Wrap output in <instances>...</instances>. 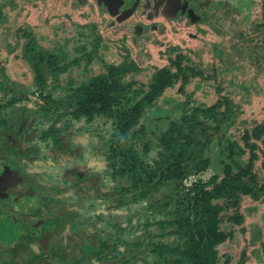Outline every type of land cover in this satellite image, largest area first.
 <instances>
[{
    "label": "rangeland",
    "instance_id": "obj_1",
    "mask_svg": "<svg viewBox=\"0 0 264 264\" xmlns=\"http://www.w3.org/2000/svg\"><path fill=\"white\" fill-rule=\"evenodd\" d=\"M212 1L204 7L203 0H199L198 5L206 8L200 11L201 15L206 17V21L196 26L194 24L200 17L199 13L192 14L190 10L193 0H186L180 6V13L181 9L187 8V11H182L181 22L175 20L174 22L162 15L148 20L150 17L146 14L144 6L134 17L135 22L141 20L143 23L136 29L140 39L135 44L127 42L133 53L131 58L137 60L141 67L150 66L149 71L153 69L152 66L162 67L167 63L166 54L172 47L181 48L182 52L191 58L193 65L198 64V69L201 65V70L206 76L217 73L215 78L212 77L206 82L204 80L202 82L199 78L200 83H196L199 82V79H196L190 84L189 90L196 84L197 104L213 105L219 98L217 89L221 86L222 94H227L240 105L238 113L233 117L234 123L231 124L230 121L224 123L210 143L211 151L208 150L206 156H210L212 164L207 173L202 174L204 178H209L214 172H222L223 161L230 162L227 155L223 153L227 151V142L219 143L222 134L226 133L227 138L243 145L244 131L264 123V45L262 44L264 36L256 25L261 21L262 1ZM169 2L174 3L173 0ZM74 3L75 0H0V127L3 129L9 127V124L4 125L2 120L13 122V129L11 132L8 131L10 132L8 135L14 139V142H16L15 139L22 141L21 136L24 135L25 130L28 131L25 135L35 137L32 147L43 146L45 142L41 140L43 134H48V138L46 136L44 138L53 144L49 138L51 131L54 130L57 134L63 131L61 136L66 140L64 151H75L78 161L84 160L80 163L71 161L70 168L76 167L73 172H70L68 166V173L63 167L57 166L56 173L70 181L67 182L70 186L69 193L64 198H70L72 202L73 198H79L77 204L81 205L85 202L86 206H91L89 211H92V215L87 225L86 218H89V215L84 216L79 209L76 211L86 219L83 224L77 221L78 216L66 214L64 217L67 223L65 239L60 238L64 232L63 226L61 228L63 230L58 235L54 234L52 226H48V233L44 237L42 236L44 232L40 236L29 237L26 226L41 224V219L52 217V215L44 205L34 214L32 211L25 213L23 210L28 204L38 205L39 200L36 194L48 195L49 193L32 191L31 194L18 200L17 195L13 194L17 191L16 187H13L14 184L10 185V191L6 193L11 196L0 199V235L3 232L11 239L18 230L19 243L13 249L11 246L0 248V264L5 253L11 250L13 261H19L20 264L32 259L33 255L40 254H43L44 258L38 264L50 261L63 264H164V259L152 250V246L162 241L179 240L172 235L175 231L174 227L166 225L165 231H162L161 222H159L167 217L163 213V204L166 201L165 197L174 193V185L161 186L152 199L146 198L137 202H131L132 199H130L135 192H128L124 197V201H127L126 205L118 206L119 190L124 184L127 187L130 186V182L125 177L121 178L120 175L115 176L118 180L111 176L113 171L108 165L107 158L110 148L109 140L118 135L113 129L112 120L100 117L89 123L85 118L79 119L80 121L73 118L72 113L79 108L78 104L82 96L79 86L89 78V69L86 65L88 56L85 54L93 48L91 40L94 35L88 32L86 35L88 38L81 36L87 31L82 27H88L82 25L99 21L100 33L104 36L110 38L113 32L122 34L120 29L110 26L105 17L100 19L102 15L95 9L88 6L78 10L70 9ZM70 10L73 13H70ZM162 18L163 23L156 25V22ZM129 33L133 35L131 29ZM29 40H34L35 45L41 46L36 48L40 53L41 50L43 51L41 55L44 54V58L41 55L35 56V51L26 50ZM83 45L85 50L81 49ZM227 53L233 54L231 56L233 60L229 61L227 57L222 56ZM112 55L113 53H108L105 56L107 62L121 63L123 61L124 56L121 54L120 56ZM174 55L173 51V58ZM48 56L53 58L49 60L50 65L51 61H55V65L63 66L62 73L55 74L49 69ZM34 57L44 59L39 67L37 63L35 64ZM38 69H41L40 71L46 77L42 87L37 81L40 71L35 70ZM91 70L93 74H100L106 70L105 64L94 59L91 62ZM52 74L57 75V79ZM144 80L146 83L149 77ZM178 85L168 89L159 99V108L154 106L142 117V121L148 125L147 129L150 132L149 135L147 133L148 137L155 138L151 132L155 130L154 127L158 129L156 133L166 128V123L156 118L161 115H170L174 118L177 115L174 106L167 105L166 102L185 99V96L177 92ZM14 96H26V98L10 104L9 99H13ZM68 120H71V123L66 127ZM19 131L21 132L18 133ZM148 137L141 133L137 139L129 143V146L133 145L135 151L141 153L139 150L143 151L142 140ZM37 142L38 145H36ZM3 146L5 149L3 148L0 152V172L5 165L7 166V164L3 165V162L7 163L12 157L9 152L10 142L5 141ZM59 146L57 144V147ZM159 150L158 145L154 143L148 154L140 155L153 164L159 159ZM238 151L236 149V152ZM31 152L38 155L37 149H32ZM73 158L76 159L75 156ZM236 158L238 161L246 162L249 154L237 155ZM48 159H50L49 156ZM61 162L64 163V160ZM80 164L88 171L92 169L95 171L91 172L94 179L85 180L81 177L80 181L77 180L81 185L78 188L73 186L77 185L74 179L78 177ZM260 166L261 160L257 161L256 170L261 177H264V170ZM55 168V165L48 167L49 170H55ZM12 169H15L14 166ZM42 178L39 177V179ZM120 179L123 183L117 182L121 181ZM187 184H191V180H188ZM246 198V202L241 206L244 221L235 225L234 241L223 244L220 251L222 254H231L236 262L243 248L249 244V252L253 255V263L250 264H264V199L254 201L249 197ZM152 203L154 206H151ZM16 204L23 213L18 212L19 216L14 213L13 206L16 207ZM56 206L60 204L57 203ZM107 206L110 207L107 208ZM59 211L58 207L52 210L57 212V217H61L62 213ZM20 220L24 226L21 225ZM48 223L51 224L50 221ZM148 223L150 225L147 226ZM223 226L229 229L233 223L227 221ZM242 227L246 230L242 231ZM81 228L84 233L80 230ZM87 228L91 229L92 233L87 232ZM260 228L261 241L258 245L252 246L250 244L252 236ZM164 232L169 234L166 235ZM57 240L60 241L59 247H57ZM106 241L108 249L103 247Z\"/></svg>",
    "mask_w": 264,
    "mask_h": 264
},
{
    "label": "trees",
    "instance_id": "obj_2",
    "mask_svg": "<svg viewBox=\"0 0 264 264\" xmlns=\"http://www.w3.org/2000/svg\"><path fill=\"white\" fill-rule=\"evenodd\" d=\"M185 1L173 0L174 3H171L169 0H75L70 9L78 10L83 6L95 9L102 15L100 19L105 17L107 23L117 30L120 29L122 34L113 32L110 38L104 36L100 33L99 21L82 25L88 27H82L87 31L81 36L88 38L86 36L88 32L94 35L91 40L93 48L85 54L88 56L86 65L89 69V78L79 86L82 96L78 104L79 108L72 115L77 120L85 118L89 123L100 117L112 120L113 129L118 135L109 140L110 148L107 158L108 165L113 171L111 176L118 180L115 176L120 175L121 178L125 177L130 182V186L127 187L124 184L119 190L118 206L126 205L127 201H124V197L128 192H135L130 199H132L131 202H137L146 198L152 199L161 186L174 185V193L166 196L163 204V213L167 217L159 222H161L162 231L166 225L174 227L175 231L172 235L179 240L162 241L152 246V250L164 259V264H250L253 263V255L249 252V244L243 248L236 262L231 254H222L220 247L234 241L235 225L244 221L241 206L246 202V197L254 201L264 199V177H261L256 170L259 160H261L260 167L264 170V123L244 131L243 145L227 138L226 133L222 134L219 143L227 142V151L223 153L227 155L230 162L223 161L222 172H214L209 178H204L202 174L207 173L212 164L210 156H206V152L210 150V143L224 123L229 121L231 124L234 123L233 117L238 113L240 105L227 94H222L221 86L217 89L219 98L213 105L197 104L196 84L189 90L190 84L199 78L202 82L203 80L206 82L212 77L215 78L217 73L206 76L201 70V65L200 69L198 64L193 65L191 58L184 54L181 48L172 47L166 54L167 63L162 67L152 66L153 69L149 71L150 66L141 67L137 60L131 58L133 53L127 43L135 44L140 39L136 29L143 23L141 20L135 22L134 17L142 7L146 8V14L150 17L148 20L162 15L172 21L181 22L182 11H187V8L181 9V13L179 9ZM261 1V21L256 25L264 36V0ZM198 2L199 0H193L190 7L192 14L199 13L200 17L194 26L206 21V17L204 18L200 12L201 9L206 8L200 7ZM203 2L205 7L213 1L203 0ZM72 10L70 13H73ZM163 18L156 22V25L162 24ZM130 29L133 35L129 33ZM262 44L264 45V37ZM36 46L41 47L35 45L34 40H29L26 50L35 51V56H40L43 51L41 50L40 53ZM81 49L85 50L84 45ZM108 53H113L112 56L121 54L124 56L123 61L121 63L107 62L105 56ZM232 55L222 54L229 61L233 60ZM41 56L44 58V54ZM47 58L48 67L52 72L60 74L64 71L63 66L55 65V61H51V66L49 60L53 58L49 56ZM94 59L105 64L104 72L93 74L91 62ZM33 60L39 67L44 59L34 57ZM55 74L52 76L56 78ZM148 77L149 80L144 83L146 81L144 78ZM45 80V74L40 71L37 81L40 82L41 87ZM201 81L199 79L196 83ZM176 84H179L177 92L185 96V99L177 102L171 100L166 103L174 106L177 115L174 118L170 115H161L156 118L166 123V128L156 133L158 129L154 127L155 130L151 132L155 138L148 137L150 133L147 129L148 125L142 121V117L154 106L159 108V99ZM23 97L19 96V99H24ZM19 99L13 98L14 101ZM2 122L6 125V121L2 120ZM70 123L71 120H68L66 127ZM141 133L146 134L148 138L142 140L143 151L139 150L141 153H138L133 145L129 146V143L137 139ZM61 134L51 131L50 136L54 144L62 143ZM45 136L48 138L49 135L45 134ZM154 143L160 149L159 159L150 164L140 154H148ZM236 149L239 151L236 152ZM246 153L249 154L248 161L237 160V155ZM188 180H191V184H187ZM117 182L123 183L122 180ZM151 206L154 204L152 203ZM227 221L233 223L229 229L223 226ZM245 230L242 227V231ZM17 231L11 239L1 232L0 240L4 244H10L13 249L14 241L19 237ZM260 231L261 228L254 232L250 242L252 246L260 243L262 238ZM38 232L39 230L33 228L27 234L29 237H37L41 235ZM103 247L108 249L107 241L103 243ZM10 252L5 253L1 264H20L19 261H13ZM43 258V254L33 255V258L24 264H38ZM43 264L56 263L50 261Z\"/></svg>",
    "mask_w": 264,
    "mask_h": 264
},
{
    "label": "flooded vegetation",
    "instance_id": "obj_3",
    "mask_svg": "<svg viewBox=\"0 0 264 264\" xmlns=\"http://www.w3.org/2000/svg\"><path fill=\"white\" fill-rule=\"evenodd\" d=\"M12 123L6 122V125L9 124V127H7V128L4 127V129H3L2 127H0V152L3 151V148L5 149V147L3 146L5 141H8V142H10V145H11V150H9V152H10V154H12L11 159L9 161H7V163L3 162V165L7 164V166L5 165V167L3 168V171L0 172V199L11 196V194H7L6 191L9 192L10 191V185H13V184H14L13 187H16V189H17L16 193H13V194L17 195L18 200L21 197H25L26 195L31 194L30 192H32V191L36 192V193H43V192L49 193L48 195L47 194H40V195L36 194L37 200H39L38 205L37 206H30V204H28L25 207V210H23V212H25V213L27 211L28 212L32 211V214H34L36 210H39L40 207H42L44 205L49 210V213L52 215V217H46L44 219H41V224L37 223V224H32L30 226H26V228L28 229V233L31 230H33V228H35V229L39 230L38 233H40V234H42L44 232L43 235L45 236L49 230L48 226H52L54 234L58 235L60 233V231L63 230V229H61L63 226L64 232H63L62 236H60V238L65 239L67 223L65 222L64 217H66V214H68L69 216L72 215L74 217L78 216L77 221H79V223H81V224H83L85 222V220L87 219V221H88L87 225H89L90 215H89V218H86V219L83 218L84 216H86L88 214L84 210L79 209L77 206L72 205V200L71 201L69 200L70 198H68V199L64 198V196L68 195V193H69L68 189H65L64 184H65V182H68V183L70 182V181L66 180L65 177L61 178V175L59 173L57 174L55 171L52 173V176H53L52 178L41 176L43 178L39 179L40 175H35L36 178L32 177V179H30V182H29L30 173H28V169L26 168L27 167V165H26L27 160L25 159V152L22 149V146L24 143V140H23L24 137L23 136L27 137L28 135L21 136L22 141L20 139V141H21L20 143L17 142V139H15L16 142H14V139L12 140V138H10V136L8 135V133L11 132V129H13ZM19 125H20V123H19ZM26 127H27V125H26ZM8 131H10V132H8ZM20 132L21 131H19L18 133H20ZM18 133H15L16 136H19ZM24 134H28V131L25 130ZM44 137H45V134H43L42 138H41L42 141H45L43 143V146H35L34 149H37L38 152H40V151L45 152L46 151L47 154H51L56 158H57V156H55L54 154H58L56 165L58 167H63L65 169V171H67V173L69 172L67 170V166L69 167L70 172H73L74 170H76V167L70 168L69 164L72 163L71 161L76 162V163H80V162L84 161V160L78 161L77 155H75V151L72 152L71 150H68V155H66V153L63 152L65 150L64 145L66 144L65 137L61 136L62 143L59 144L60 145L59 147H57V144H54V143L50 144V142L46 141L47 139H45ZM49 138H50V140H52V136H50ZM18 141H19V139H18ZM33 145H34V142H33ZM36 145H38V142ZM43 147H46V148L43 149ZM6 151L8 153V150H6ZM69 151L71 153H69ZM73 156H75L76 159H74ZM61 160H64V163H62ZM48 162H49L48 163L49 165L54 166L53 164H50V161H48ZM12 166H14L15 169H12ZM79 167H80V172L78 170V172H77L78 177L76 179H74V180H76L77 185L73 186V187H78V188L81 186L80 182H79L81 180V177L84 178L85 180L94 179V176L91 174V172L95 171L93 169H92V171H88V170H86L85 166H83L81 164L79 165ZM77 180H79V181H77ZM57 203H59L60 206H56ZM55 207L59 208V210H60L59 212L62 213L61 217L56 216L57 212H52V210ZM13 208L15 209L14 213L17 216H19L18 212L22 213L20 211L21 209L19 210L17 204H16V207L13 206ZM76 209H79L82 213H84V216H81V213L77 212ZM49 221L51 223L50 225L48 223ZM21 225L24 226L22 221H21ZM43 227H44V230H43ZM89 228H90V226H89ZM89 228H87L86 231L92 233V230L91 229L89 230ZM80 230H83V229L81 228ZM83 233H84V230H83ZM57 239H59V238H57ZM61 241H63V240H61ZM18 243H19L18 239L16 241H14L15 246H17ZM59 244H60V241L57 240V247H59ZM10 246H11L10 244H4L0 240V248L1 247L9 248ZM57 264H63V263H57Z\"/></svg>",
    "mask_w": 264,
    "mask_h": 264
},
{
    "label": "crops",
    "instance_id": "obj_4",
    "mask_svg": "<svg viewBox=\"0 0 264 264\" xmlns=\"http://www.w3.org/2000/svg\"><path fill=\"white\" fill-rule=\"evenodd\" d=\"M15 97L19 99V96H14L13 98H15ZM23 98L25 99L26 96H24ZM10 99H11V101H10ZM10 99H9L10 104H13L14 102H20L21 100H23V99H21V100L19 99L20 101L19 100L18 101H14L12 98H10ZM78 121H80V120H78ZM23 137H24V139H23L24 143H23L22 149H24V151H27V152H25V159L27 160L26 161V165H27L26 168L28 169V173H30L29 181H30V179H32V177H35V175H40V176H43V177H49L50 178L52 176L53 172H55V171L57 172V168L58 167L56 165V162H57L58 154H54L55 156H57V158L54 157L51 154L45 153L46 151L45 152L40 151V152H38V155H34L31 152V150L35 148L34 146L32 147L33 142L35 141L34 136H32V137L23 136ZM17 142L20 143L21 141L17 140ZM63 152L66 153V155H68V152H66V151H63ZM31 156H33V157H31ZM48 156L50 157V159H48ZM52 160H54V161H52ZM48 161H50V164L56 165L55 170H49L48 169V167L50 166L48 164L49 163ZM64 187H65V189L70 188V186L67 185V182H65ZM73 199H74V201L72 202V205L77 206L81 210H85V212L88 215H90V216L92 215V213H91L92 211L91 212L89 211L91 206H89V205L86 206L85 202L83 204H81V205H78L77 204L78 198H73ZM108 207L109 206H107V208ZM98 228H100V226Z\"/></svg>",
    "mask_w": 264,
    "mask_h": 264
}]
</instances>
